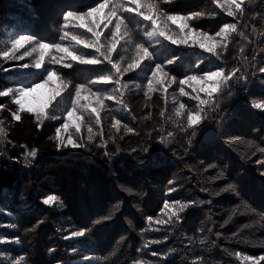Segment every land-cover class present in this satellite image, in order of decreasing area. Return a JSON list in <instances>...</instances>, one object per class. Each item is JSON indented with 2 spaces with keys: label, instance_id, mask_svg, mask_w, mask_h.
Segmentation results:
<instances>
[{
  "label": "trees",
  "instance_id": "trees-1",
  "mask_svg": "<svg viewBox=\"0 0 264 264\" xmlns=\"http://www.w3.org/2000/svg\"><path fill=\"white\" fill-rule=\"evenodd\" d=\"M142 1L155 3L167 15L190 17L200 13L191 19L190 27L211 36L224 23L237 25L228 35L226 48L216 50L222 53L220 61L198 46L172 45L165 41V44H154L150 51L153 50L156 62L177 58L175 64L165 69L170 75L178 79L186 74L202 75L200 70H216L215 65L219 64L226 70L239 67L244 71L246 59L247 81L233 78L227 86L222 85L221 92L214 95L220 107L205 106L207 116L194 138L190 136L192 129L182 130L187 127L186 117H176L174 109L181 102L194 108L198 101L191 96L181 97L178 84L168 86L167 77L164 78L167 92L160 85H154L147 96L150 72L141 69L121 76L120 84L93 85V91L113 88L117 91L113 99H104L100 125L92 119V139H88L89 127L73 136L84 145L81 148L57 146L56 129L62 125L67 107L64 98L59 97L44 110L48 116L40 123L37 113L19 110L15 103L18 95L0 96V128L5 133L0 137V209H3L0 225H4L0 227V238L21 239L20 244H0V252L5 254L0 255V264H13L21 256L24 257L22 264H145V261L157 260L150 255L151 251L165 252L169 248L175 251L160 264H194L199 259L202 264H242V260L224 249L264 257V247L259 245L264 240V152L258 151L264 148V108L251 107L264 103V72H260L264 68V0H255L254 4L244 0L243 16H228L213 0ZM119 2L135 7L128 0H112L113 5ZM97 3L103 0H0V91L15 89L17 80L31 71L16 68L17 61L3 55L12 50L8 36L11 29L41 43L71 45L70 36L87 40L85 35L91 36V33L75 26L65 28L61 14L74 10L86 12L88 6L94 7ZM138 20V17L129 19L133 43H126L129 37H124L119 51L113 53L114 62L120 61L126 66L135 55V43L148 46L142 28L137 27ZM62 28L68 33L63 40L60 39L64 35ZM85 49L91 55H99L93 48ZM25 51L26 48L22 53ZM50 53L53 55L52 50ZM148 63L145 60L142 66ZM102 67L97 65L90 72L79 69L74 73L61 65L50 69L64 83L75 85L94 79L96 70ZM123 84L127 87H121ZM185 91L191 92L189 88ZM17 111L21 116L19 121L13 118V112ZM113 117L120 120L116 128L112 127ZM169 132L173 135L168 136ZM161 137L167 140V146L160 143ZM62 139L68 138L63 135ZM32 148L36 149L37 156L28 157L26 162L24 153ZM211 163L218 165V169L205 172L204 168ZM219 169L224 170L227 179L212 182L211 177ZM228 182L237 185L239 197L257 214L241 205L232 220L221 228L231 209L240 204V199L231 192L213 195ZM171 188L176 191L169 193ZM201 188L210 191L201 192ZM49 195L57 199L43 205L42 200ZM173 199L185 202L211 199L213 202L186 209L180 213L179 222L156 223L157 216L164 221L169 219L164 214L163 203H171ZM149 215L153 216L151 225L147 221ZM172 219L175 221V217ZM8 224L16 227L9 228ZM246 224L249 227L244 228ZM34 225V231H26ZM80 227L91 231L80 240L64 238ZM209 228L213 229L211 233L207 231ZM217 232L221 233L219 238ZM233 233L238 236L233 237ZM165 236L168 237L165 243H149L147 248H142L145 242ZM204 238L205 243L201 244ZM72 247L78 251L71 252ZM85 256L91 259L86 261Z\"/></svg>",
  "mask_w": 264,
  "mask_h": 264
},
{
  "label": "snow or ice",
  "instance_id": "snow-or-ice-1",
  "mask_svg": "<svg viewBox=\"0 0 264 264\" xmlns=\"http://www.w3.org/2000/svg\"><path fill=\"white\" fill-rule=\"evenodd\" d=\"M135 4V7H126L125 3L119 2L112 4V0H103V3H97L94 7L88 6V10L85 12L83 10H74V11H65L61 14L63 25L66 28L67 25L70 23L71 20H79L81 23L79 24V27H87V31L91 33L92 38L91 39H84L81 36L78 35H72L71 40L75 41L77 44H84L85 47L93 48L95 50V53H98L99 55H91L89 58H85L84 55H77L74 51H69L67 47H63L60 43H54V44H46L41 43L39 40H35L32 36L29 35H20L19 38L14 39L12 41V50L18 51L20 48H23L25 43L34 42L35 47L32 48L33 52L38 51L39 52V58L36 59L32 64H23V68L26 69H40L42 62L44 60V54L47 50L54 48L56 51L60 53H65L66 55L62 58L63 60L70 59L71 61H78L81 64L86 65H104V67L97 69V75L94 79L88 80L86 83L77 84L75 85V96L74 99L71 102V109L67 111V116L64 119V123L56 129V141L57 146L60 148H81L84 147L82 143L77 142L72 138L71 135H69L68 139L65 141L62 139V136L60 135L62 132H66L70 126H75L76 131L80 132L81 130V120L82 117L76 115V112L78 110L77 106L80 104V101L82 99L88 101V108H91V113L89 115L95 114V123L97 125H100L101 119H100V107L103 106L104 99H113L114 94L117 91L115 88H113L111 91H108L106 89H97L96 91L92 90L93 85H97L98 83H108L113 82L115 84H120V77L123 76L126 73L135 71L136 69H141L143 72H150V76L147 77V92H145V96L148 95V92L153 91L154 85H160L161 90L163 92H167V88L165 87V77H167V85L171 86L172 83L178 84V90L179 95L181 97L184 96H190L188 92L185 91V85L192 86V91L196 93L195 96H191V99L198 101L196 106L194 108L187 107L185 103L181 102L179 103L178 107H175V116L176 117H186L187 127L182 128V130L187 131V129H192L190 136L192 138L197 136V128H200L202 121L206 118L207 112L205 111V106H214L215 108H219L220 105L215 101L214 94H217L221 92V86L228 85V82L231 81L233 78H235L237 81H247V76L245 75V72L247 71V60L244 61V71H241L239 67H232L231 69H225V67L222 66V64H219L218 66L215 65L216 70H200L202 75L198 74H186L184 75L183 79H178V76L170 75L169 70H165L168 68V66L175 64L176 57H172L167 59L165 62L160 63L156 62L153 59V50L150 51V48L153 49V43L152 41L155 40L156 43L161 42L159 39L160 37H163L164 40L169 41L172 45H190V46H198L200 49H203L204 51L212 54L215 57V60L220 61L221 60V52H217V47L226 48V45L220 44L219 41L213 43L212 41L215 40V37L209 35L207 32L198 31L196 29L190 28L188 21L191 20L195 16L201 15L200 13H193V16L190 17H180L177 15H167L166 13L162 12L158 5L155 3H142V0H131ZM165 2H170V0H165ZM214 3H217L219 5V0H213ZM244 4V0H228V9L227 13L228 16H233L234 14H239L240 16H243L246 9L242 7ZM223 6V5H220ZM233 6L235 9V13L233 10ZM108 8L109 10L107 12H104V10ZM141 8H146L147 11H141ZM100 13H104L102 19L104 22V29H107L106 33H103L104 43L101 42L102 39V32L103 30L100 29V20L99 19H92L89 20V18L93 17H99ZM159 13V15H157ZM127 14V15H125ZM131 17H142L143 21H148L149 25H146L142 31L144 32V35L148 38V46H146L144 43H135V55L132 57L131 61L128 62L125 65L121 64L120 61L113 60V53L117 50V46L120 43V41L124 37H129L127 41H125L128 44H132L133 40L130 36V28H129V19ZM166 17V19H163ZM85 21H88L86 24ZM140 21V20H139ZM167 21H171L173 24H178L179 32H174L168 25ZM141 22V21H140ZM111 25V27H109ZM140 24H137V27L139 28ZM150 27V30H149ZM237 25L235 23H224L223 26L220 28L218 32L215 33L216 37H221L222 39H227V35L230 31H235ZM61 31H64V28L61 29ZM253 33L256 32V29H252ZM241 36H244V33H239ZM68 33L64 31V35L60 37L61 40L67 36ZM247 39V37H244ZM240 52H244V48L242 47L240 49ZM31 53L28 51H25L23 55L21 56H14L9 55L8 52L3 53L5 58L7 59H23L25 56H29ZM101 57L103 59H101ZM123 59V57H121ZM147 60L149 63L142 66V62ZM56 63H60L59 60L55 61ZM106 62V64H105ZM65 68H72L73 65L71 63H65L63 65ZM110 66V68L108 67ZM199 69V65L196 66ZM47 72V77L44 79L42 84H36L34 88H19V89H7L0 91V96H5L9 93L12 95H18V99H16L15 103L19 105V110L23 111L25 110V103L24 99L25 97L29 96L32 92L36 91L37 88H42L44 85L48 84L49 81H54L55 79H58L57 72L52 69H45ZM260 72H264V68L260 69ZM239 73L237 76L236 74ZM42 75V74H41ZM121 87H127L126 84L121 85ZM137 87H140V85H137ZM82 92L89 93L90 95L82 96ZM200 93H204L206 98H201ZM55 95H59V89L54 90ZM95 101L97 107H92V102ZM118 103H123L119 99H117ZM44 107H47L45 105ZM44 107L40 108L37 111V120L40 123H43V120L45 118L44 113ZM125 108H127V105H124ZM251 107L256 109L264 108V103H255L252 104ZM28 112H33L35 109L32 107L27 108ZM162 116L164 115L163 111L160 113ZM13 118L17 121L21 119V116L19 114V111L13 112ZM53 119H59V117L53 116ZM134 118V117H133ZM176 123V121H173ZM120 124V120L113 117V123L112 127L116 128ZM40 124H37V127H39ZM125 128H128L127 125H124ZM131 131V129H128ZM88 139H92V128H88ZM5 135L4 130L0 128V137H3ZM173 133L169 132L168 136H172ZM51 139V137H50ZM161 144H164L167 146V140L164 137H161L160 140ZM193 141L190 138L188 141L189 147H191ZM251 144L252 142L249 141ZM103 146V145H101ZM145 152L148 151L146 148L144 150ZM187 151V149H185ZM258 151L264 152V148H258ZM106 156L109 155V153L106 151L104 153ZM175 155V152L172 153ZM255 154V153H254ZM37 156V151L35 148L30 149L29 151L24 153V159L27 162L28 157L35 158ZM226 167V165H225ZM209 169H218V165L211 163L208 164L207 167L204 168V171L207 172ZM264 175V174H262ZM227 177L225 176V172L223 169H219L215 176L211 177V181L215 182L216 180H226ZM171 184L172 182L169 181ZM175 188H171L169 190V193L175 192ZM201 192H209L210 190L208 188H201ZM231 192L232 194L237 195V198L240 199V204H238L235 208L231 209V213L228 215V218L223 221L222 224H220V227L223 228L225 225L229 223V221L232 220L233 215L238 211V209L241 207V205L246 208L249 212H252L254 215L257 213L255 212V209L251 207V205L245 201L242 197H239L237 193V185L233 182L226 183L223 187H220L217 191L213 193L215 196H220L222 193ZM57 198L55 196H47L42 200L43 205H50L54 200ZM212 200H202V199H196V200H188V201H182L179 199H173L171 203L168 201H165L163 203V209L165 210L164 214L169 217L167 221L162 220L159 216L155 217V222L158 224H170V223H176L181 221L180 213H184L186 209H189L190 207H195L199 205L204 204H212ZM171 209L172 211H168ZM0 212H3V209H0ZM173 217H175V221H173ZM211 219V217H208ZM147 221L149 222V225L153 222V216L149 215L147 217ZM42 222V221H41ZM39 223V222H38ZM98 223V221H97ZM4 225H0V227H3ZM9 228H15L16 225L14 224H8L6 225ZM35 225L31 229H26V231H34ZM249 227L247 224L244 225V228ZM157 231H160L161 229L157 228ZM91 229L88 227H80L79 229L71 230L69 236H65V239H73V240H80L81 238L86 237L90 233ZM203 231V229H201ZM209 233L213 231L212 228H209L207 230ZM221 233L217 232L216 236L219 238ZM238 233H233V237H237ZM168 239L167 236H165L163 239H154L151 241L145 242V244L142 246V248H147L149 243L154 245H160L165 243V241ZM205 239H201L200 243L204 244ZM3 243H15L20 244L21 239L19 237L14 238H0V244ZM215 243V242H213ZM51 251V250H50ZM77 247H72L71 252L75 253L77 252ZM138 252L142 251V249H137ZM174 248H169L165 252H159L156 250L151 251L150 255L153 257H157V260L151 261L150 264H160L161 261L167 259L168 255L172 252H174ZM225 252H228L229 255L233 256L234 258L238 260H243L245 257H250L251 261L254 262V264H262L264 262V257H253L249 255H245L241 252L232 251L230 252L228 249H224ZM0 255H5L4 253L0 252ZM6 259H10L9 257L5 256ZM84 260L88 261L91 258L85 256L83 258ZM24 261V257H19L18 259L13 261V264H22ZM194 264H202V259H199L194 262Z\"/></svg>",
  "mask_w": 264,
  "mask_h": 264
},
{
  "label": "rangeland",
  "instance_id": "rangeland-1",
  "mask_svg": "<svg viewBox=\"0 0 264 264\" xmlns=\"http://www.w3.org/2000/svg\"><path fill=\"white\" fill-rule=\"evenodd\" d=\"M131 2V0H128V3ZM142 3L147 4L146 2L142 1ZM223 5V6H220ZM221 10L223 12L227 13V9H228V0H219V5H218ZM109 9L106 8L104 10V12H107ZM233 10H234V6H233ZM141 11H147L146 8H141ZM104 13H100L99 17H93V18H89V20L92 19H99L100 20V29L103 30V33L107 32V29H104L103 25V17ZM157 15H159V13H157ZM139 21L137 22V24L139 23L140 26L139 28H144L146 25H149L148 21H143L142 17H138ZM163 19H166V17H164ZM81 22L79 20H71L70 23L67 25V27L69 28L70 26H75L77 28H83L84 30H87V27H79V24ZM85 23L87 24L88 21H85ZM169 27L174 31V32H179V27L178 24H173L171 21H167ZM190 23L191 20L188 21L189 27H190ZM109 27H111V25H109ZM138 28V29H139ZM191 28V27H190ZM69 30V29H68ZM150 30V27H149ZM20 31L15 30V29H11L9 31V39L11 40V42L14 39L19 38L20 36ZM84 33V31H83ZM230 33V32H229ZM228 33V35H229ZM23 35V34H21ZM142 35L144 36L145 40L147 41L148 44V38L144 35V32L142 33ZM228 35H227V39H222L221 37H215V40L212 41L213 43L219 41L220 44H225L228 41ZM87 39H91L92 36H88L85 35ZM161 40V42H159L160 44H165V42L171 44L169 41L164 40L163 37L159 38ZM69 42L71 45H64L61 44L63 47H67L69 49V51H74L75 54L77 55H84L85 58H89L90 54L89 51L87 49H85L84 44H77L75 41L71 40V36L68 38ZM104 41V38L102 37V39ZM163 41H165L163 43ZM153 45L156 44L155 40L152 41ZM179 46H188V47H192L190 45H179ZM35 47L34 42H30V43H25L23 48H20L18 51H13L11 50V52H9V55H14V56H21L23 55L22 51L26 48V51L30 52L31 54L29 56H25L22 60L21 59H15L17 61L18 66L16 68L20 69V70H29L26 68H23V64H32L36 59L39 58V52H33L32 48ZM221 47H217V49H219ZM120 49V44H118L117 46V51H119ZM216 49V50H217ZM50 50L53 51V55H51ZM87 50V51H86ZM189 50V52H192V49L189 48L187 49ZM114 52V53H115ZM65 53H60L58 51H56L54 53V48L49 49L45 52L44 54V60L42 62L41 68L40 69H35V68H31L30 72L25 73V77H21L20 79L17 80V84L15 86H17L15 89H19V88H24V89H28V88H34L36 84H42L44 79L47 77V72L45 71V69H50L51 66L53 65H61L63 66L65 63H71L73 65L72 68H65V70H72L71 72L74 73L75 70H89L90 69L94 70L93 68H95L97 65H86V64H81L78 61H71L70 59L68 60H63L62 58L65 56ZM59 60L60 63H56L55 61ZM88 72V73H89ZM42 74V75H41ZM73 83V82H72ZM77 85V84H75ZM75 85H72L71 83H64L62 81V79L58 78L55 79L54 81H49L48 84L44 85V87L42 88H37L36 91L32 92L29 96L25 97L24 99V103H25V109H27L28 107H32L33 109H35V111H33L34 113H37V111L44 107L45 105H47V107H44V110L46 108H48L51 104H53L54 101H56L59 97L64 98L65 103L67 104V107L65 109V113H63L64 119L67 116V111L71 109V102L74 99L75 96ZM222 87V86H221ZM185 88H189L191 90V92L189 93L190 96H195L196 93L192 91V86L189 85H185ZM59 89L60 94L59 95H55L54 94V90ZM85 95H90L89 93L86 92H82V96ZM215 95V94H214ZM201 98H206L204 93H200ZM88 105V101L82 99L80 101V104L77 106L78 110L76 112V115L81 116L82 120H81V130L80 132L76 131L75 126H70L69 129L66 132H62V136L66 135V139L69 137V135L73 136L77 133H81L86 127H90L91 123H92V119H95V114L89 115V113H91V108L87 107ZM92 107H97L95 101L92 102ZM100 113H101V107H100ZM84 114V115H82ZM48 114L45 115V117H47ZM64 119L62 121V124L64 123Z\"/></svg>",
  "mask_w": 264,
  "mask_h": 264
},
{
  "label": "clouds",
  "instance_id": "clouds-1",
  "mask_svg": "<svg viewBox=\"0 0 264 264\" xmlns=\"http://www.w3.org/2000/svg\"><path fill=\"white\" fill-rule=\"evenodd\" d=\"M255 3V0H249V4H254ZM259 245L261 247H264V240H261L259 242ZM145 264H150L149 261H145ZM242 264H254V262L251 261V258L250 257H245L243 260H242Z\"/></svg>",
  "mask_w": 264,
  "mask_h": 264
}]
</instances>
